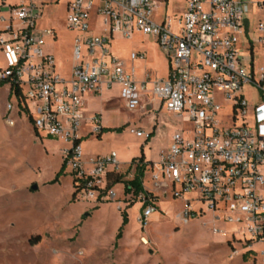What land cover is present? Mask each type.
<instances>
[{"label": "built area", "instance_id": "obj_1", "mask_svg": "<svg viewBox=\"0 0 264 264\" xmlns=\"http://www.w3.org/2000/svg\"><path fill=\"white\" fill-rule=\"evenodd\" d=\"M2 5L9 18L0 17L5 61L0 82L22 89L39 135L71 145L65 149L67 167L87 180L84 185L79 182L77 197L97 202L107 173L120 170L116 152L92 159L85 169L81 144H75L85 97L99 93L103 84H118L128 110L144 108L143 98L149 92L191 124L176 131L170 146L149 166L153 186L170 189L178 197L194 195L186 201L185 217L198 215L193 202H200L199 214L211 210L216 219L239 224L253 247L264 245V67L256 78L253 58L250 72L241 56L242 46L253 55L254 41L264 45V0H186L181 15L167 14L162 20L155 19L160 0H72L66 21L77 34L68 79L57 72L54 56L45 49L46 38L55 30L38 29L42 14L38 0H2ZM252 6L260 10L255 19L248 17ZM94 16L102 18L100 34L93 31ZM134 32L155 37L170 60L168 77L156 79L150 90L146 82L136 80L135 68L127 69L110 49L114 34L130 38ZM138 56L131 55L133 60ZM248 85L259 90L258 103L250 104L246 97ZM223 101L233 107L220 118ZM13 109L9 104L8 110ZM99 120L98 115L91 117L95 135L101 133ZM130 131L140 138L151 136L139 128ZM114 196L112 189L102 199ZM139 197L145 205L139 222L147 227L157 200ZM142 241L147 243L145 237Z\"/></svg>", "mask_w": 264, "mask_h": 264}, {"label": "rangeland", "instance_id": "obj_2", "mask_svg": "<svg viewBox=\"0 0 264 264\" xmlns=\"http://www.w3.org/2000/svg\"><path fill=\"white\" fill-rule=\"evenodd\" d=\"M17 0H8L13 3ZM48 1L39 18L40 30L55 27L59 41L55 44L58 68L67 73L72 65L73 37L77 33L68 28L65 5L57 0ZM184 0H170L169 15L180 14ZM260 14L257 6L251 7L248 14L255 19ZM9 18L8 8L0 0V17ZM0 26H4L0 23ZM48 45L52 43L48 42ZM139 46L140 48H136ZM145 50L146 60L135 62L140 77L151 69L155 76L167 73L166 60L157 48L154 39L136 35L131 39L116 37L114 51L127 57L133 50ZM253 55L250 49L241 47V56L250 72L256 71L259 77L264 67V45L254 41ZM5 62L0 54V67ZM118 88L110 92L111 103L105 117L113 119V102L119 109L116 116L131 121L130 126L138 128L158 119V139L152 147L150 156L158 161L162 151L170 145L175 131L183 126H191L186 116H178L166 109L155 111L142 117L141 108L130 111L120 99ZM245 95L250 104L260 101L259 90L253 86L245 87ZM9 104L14 105L8 110ZM225 107L220 113H231L232 102H222ZM90 113L86 115L80 132L92 133L94 125ZM100 110V109H98ZM155 115V119H153ZM115 116V117H116ZM99 117V116H98ZM14 121L10 124L9 121ZM147 131L144 127L142 128ZM98 139V138H96ZM130 129L120 136L110 137L102 143H90L88 149H99L104 153L126 147L129 155H142L141 142ZM66 141L42 133L37 136L33 124L18 106L17 100L10 98L8 84L0 88V264H264V245L245 239L239 231L240 225L216 219L211 210L199 214L202 204L194 201L193 208L198 215L185 217L186 201L194 195L174 196L170 189L157 188L150 181L151 172L145 177V184L158 195L157 211L151 216L147 227L139 222L142 203L140 197L125 196L124 185L115 189L116 198L96 202L93 199L73 200V177L63 174L59 182L53 183L65 158ZM139 150V155H138ZM135 156V155H134ZM134 158V157H133ZM126 166L124 157H118ZM91 159L86 168L91 167ZM131 165V164H130ZM127 165L121 170L126 179H132L134 168ZM69 167L66 172L70 173ZM37 184L39 188L32 190ZM137 202L127 206V199ZM159 203V204H158ZM122 210L127 209L129 222L117 239L123 225ZM39 237V240L36 238ZM142 237L147 239L143 243Z\"/></svg>", "mask_w": 264, "mask_h": 264}, {"label": "crops", "instance_id": "obj_3", "mask_svg": "<svg viewBox=\"0 0 264 264\" xmlns=\"http://www.w3.org/2000/svg\"><path fill=\"white\" fill-rule=\"evenodd\" d=\"M18 1L19 0L15 1V2H18ZM71 1L72 0H57L56 1L57 4L63 3L65 5V11H66V18L65 19H67L68 6H69V3ZM169 1L170 0H160V6H159V8L157 9V11L155 13V19L156 20H162L165 15H167V14L169 15V12L167 10L168 7H169ZM47 2L48 1H45V0H38L39 5L41 6V10H44L45 6L48 4ZM185 3H186V0H184L183 8L179 12L180 14L177 13V14H172V15H177V16L178 15H181L184 12ZM41 13H42L41 15H43V12H41ZM101 20H102V18L100 16H94L93 17L92 27H93L94 33H96V34H100L103 31V27L101 25ZM37 23L39 25V21ZM0 28H2V26H0ZM50 28L55 30V35L52 36V37H47L46 38L45 49H46V51L48 53H50V54H52L54 56L55 61H56V70H57V72L62 77L68 79L70 77V75H71L72 67L74 65L73 49H74L75 37H76V34L77 33H75L74 34V37H73L72 65H71V67H70V69H69V71L67 73H62L60 71V69L58 68V63H57V58H56L57 50H56V47H55V44L59 41V32H58V30L55 27H50ZM136 35H145V34H142L140 32H134L130 38H125V37H123L120 34H114L112 36V40H111V44H110V49H111V52L113 53V55L117 56L124 63V65H125V67L127 69L135 68L136 80L138 82H141V83L142 82H146L147 83V87L150 90V89H152L153 82L156 79H166L168 77L169 72H170V66H171L170 65V60H169L168 56L166 55V53L162 50V48L159 45L157 39L155 37L151 36V35H145V36H147V38L154 39L157 48L159 49V51L164 56V58L166 60V65H167V73L163 77H158V76H155L154 75V73H153V71L151 69H147V70H145V72L143 73V75L140 77V72H142V70L140 71L139 68L136 67L134 63L135 62H143V61H145L146 60V51L143 50V49L142 50H133V51L130 52V54L127 57H123L121 55H118L114 51V43H115L116 37H120L122 39H131L132 37H134ZM48 42L52 43V45L49 46L48 45ZM136 48L138 49L140 47L139 46H136ZM134 52H137L139 54V56L136 59L133 60L132 57H131V55ZM0 54H1L2 58H3V60H4V56H3V53L1 51V49H0ZM140 55H144V57H141ZM148 74L150 75V78H147V75ZM8 86H9V93H10V85L8 84ZM114 88H118L119 89L118 90L119 91L118 94H119L120 99H121L120 87H119L118 84H114L111 87H108V86H106V84H103L102 85V89H101V91L99 93H96V94H88L85 97V103H84V106L82 108L83 120L81 122L80 129H81V127H83V124H84L86 115L88 113H90V110H92V109H94V110L90 114V118L93 117V116H95V115H98L99 118H100V120H99V126L101 128V138H98V135H95L93 133H88V132H84L83 133V132H80V129H79V137H80V139H82L81 140L82 164H83V167L85 169H87L86 168V165H87V161L89 159L92 160V159H94L96 157H99V156H105V155L110 154L111 152H116L117 158L120 157V156L121 157H124V159H126L124 161L126 163V166L127 165H130L131 162H132V160L134 158L138 157L137 156V152L135 154L129 155L128 154L129 150L126 147H118L116 151L114 150V151L107 152V153H104V152H102L99 149H92V150H90L87 147V146H89L88 144H90L92 142H94V143H102V142H104V140H106V139H108L110 137L120 136V135H122L124 133L125 128L126 129L135 128V127L130 126L131 121L127 120V121H124L123 122V120L119 116V114H118V116H116V114L119 112V109L115 107L114 102H113V119H111V117H105L103 115V113L111 111V110H109L110 106L105 105V103H111L112 100H111V97H110L109 94H110V92ZM143 101H144V108H141V110H142V112H141L142 117L149 116L153 112L160 111L163 108L166 109V110H168L165 107V105L163 104V102L161 100H159V99H153L152 96H151V94L149 92L144 95ZM124 104H125V102H124ZM125 107H126V104H125ZM98 109H100V110H98ZM178 116H180V115H178ZM152 118L155 119L156 118L155 115H153ZM139 126H140V127H138L139 129H142L144 127L147 130V132L153 134L152 137L150 138V140H148V139L145 140V138H144L145 141H143V139H142V141L139 142V144H141V149L142 148L144 149V154H145L146 161L154 162L153 158L150 156V152L152 151V147L156 144L157 139H158V127H159L158 119H156V121L155 120H152V121L147 122L145 124H143L142 122H140L139 123ZM186 127H188V126L185 125L181 129H179V130L185 129ZM108 128H111V129L121 128L122 129V132H117V131H107V132H105V129H108ZM179 130H177V131H179ZM37 136L39 137L41 135L38 134ZM96 138H98V139H96ZM171 142H172V137H171V140H170V144H171ZM70 146L71 145H69L67 148H69ZM138 155H139V150H138ZM118 161L120 163V171H121L126 166H122L123 162L120 161L119 159H118ZM117 186H115L113 188V190ZM145 187L148 188V189H151L159 197V195L152 188L147 187L146 184H145ZM114 193H115V191H114ZM115 198H116V193H115L114 199L113 198L112 199L115 200ZM109 264H116L115 259H113V262H111Z\"/></svg>", "mask_w": 264, "mask_h": 264}, {"label": "trees", "instance_id": "obj_4", "mask_svg": "<svg viewBox=\"0 0 264 264\" xmlns=\"http://www.w3.org/2000/svg\"><path fill=\"white\" fill-rule=\"evenodd\" d=\"M9 84L8 81H1L0 82V88L3 87L4 85ZM16 97L17 98V102H18V106L20 108V110L23 112H25V114L27 115L28 119L31 121V123L33 124V119H32V115L28 109V105L26 103L25 97H24V93L22 91V89L15 85L12 84L10 86V98L12 97ZM107 131H117V132H122L121 128H116V129H105V132ZM37 134V133H36ZM38 135V134H37ZM152 133L150 138L152 137ZM98 138H101V133L98 134ZM150 138L148 140H150ZM81 140L82 139H78L75 141V144H81ZM67 161L68 158H64L62 166L60 171L58 172L57 177L53 180V183H57L60 180L61 175L63 174H70L73 177V188H74V192H73V200L78 199L77 195L79 193V186L84 185L87 183V180L84 178H80L77 177L76 172H70L67 173ZM152 164V162L150 161H146L145 158V154H144V149L142 148V155L140 157H136L132 160L131 165L129 167V170H131L132 168H134V176L132 179H126V174L122 173L120 170H110L107 175H106V184H105V189H100V195L98 197L97 202H101L103 201V196H105L107 194V192L109 190H112L115 186H117L118 184H123L124 185V194L125 196H132L134 198L139 197L140 195H144L146 197H152L154 199H158V196L154 195L151 191H149L145 185H144V180L146 177V173L149 170V166ZM80 182V184H79ZM127 199V206L131 207L133 206L137 201L133 198ZM145 208V205L142 206L141 210H143ZM122 211V216H123V225L120 229V232L117 236V239H121L123 236V230L125 228V226L128 224L129 222V214L127 209L125 210H121ZM36 240H39V237L36 238Z\"/></svg>", "mask_w": 264, "mask_h": 264}, {"label": "water", "instance_id": "obj_5", "mask_svg": "<svg viewBox=\"0 0 264 264\" xmlns=\"http://www.w3.org/2000/svg\"><path fill=\"white\" fill-rule=\"evenodd\" d=\"M39 188V186L37 185V184H34L33 186H32V190H37Z\"/></svg>", "mask_w": 264, "mask_h": 264}]
</instances>
